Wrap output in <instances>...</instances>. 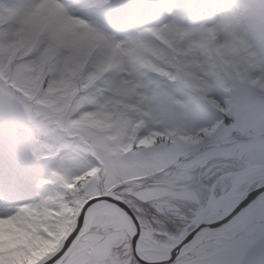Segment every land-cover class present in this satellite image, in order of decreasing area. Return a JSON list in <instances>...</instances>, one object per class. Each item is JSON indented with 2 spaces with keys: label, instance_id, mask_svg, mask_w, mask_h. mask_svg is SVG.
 Masks as SVG:
<instances>
[{
  "label": "snow or ice",
  "instance_id": "snow-or-ice-1",
  "mask_svg": "<svg viewBox=\"0 0 264 264\" xmlns=\"http://www.w3.org/2000/svg\"><path fill=\"white\" fill-rule=\"evenodd\" d=\"M0 264H264V0H0Z\"/></svg>",
  "mask_w": 264,
  "mask_h": 264
},
{
  "label": "rangeland",
  "instance_id": "rangeland-1",
  "mask_svg": "<svg viewBox=\"0 0 264 264\" xmlns=\"http://www.w3.org/2000/svg\"><path fill=\"white\" fill-rule=\"evenodd\" d=\"M161 4H167V5H175L182 2V0H159ZM199 21V17H189L185 23L187 25L197 23ZM145 21H133L130 22L128 26V30H131V27L133 24H143ZM21 136L24 139L25 143L29 141L32 144H35L36 141L33 139V137L36 135L34 130L30 128V126L24 125L21 128ZM41 139H47L46 137H41ZM29 144V143H27ZM26 144V145H27ZM52 165V162L50 161H42L38 164L32 165L31 169V183H30V190L19 193V196L21 198L25 196L26 200H39L42 196L46 195H53L59 190V186L55 184H41L37 186V181L41 179L39 177L41 171L49 166Z\"/></svg>",
  "mask_w": 264,
  "mask_h": 264
},
{
  "label": "bare ground",
  "instance_id": "bare-ground-1",
  "mask_svg": "<svg viewBox=\"0 0 264 264\" xmlns=\"http://www.w3.org/2000/svg\"><path fill=\"white\" fill-rule=\"evenodd\" d=\"M27 143H29V144H27ZM26 144H27V145H32V143H30L29 141H27ZM50 166H52V165H49V166L45 167V168L41 171V173H40V175H39L40 178H43L44 176L47 175L48 168H49ZM20 198H21V196H20ZM21 199L26 200V199H25V196H24V198L22 197Z\"/></svg>",
  "mask_w": 264,
  "mask_h": 264
},
{
  "label": "clouds",
  "instance_id": "clouds-1",
  "mask_svg": "<svg viewBox=\"0 0 264 264\" xmlns=\"http://www.w3.org/2000/svg\"><path fill=\"white\" fill-rule=\"evenodd\" d=\"M154 43H155V42H154ZM180 43H181L182 46H185V45L188 43V40L185 39L184 41H181Z\"/></svg>",
  "mask_w": 264,
  "mask_h": 264
}]
</instances>
